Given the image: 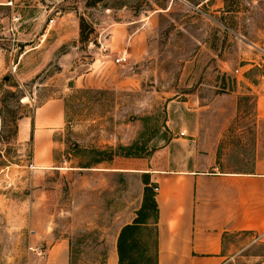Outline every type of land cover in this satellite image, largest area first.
Listing matches in <instances>:
<instances>
[{
	"label": "rangeland",
	"instance_id": "374dc122",
	"mask_svg": "<svg viewBox=\"0 0 264 264\" xmlns=\"http://www.w3.org/2000/svg\"><path fill=\"white\" fill-rule=\"evenodd\" d=\"M6 90L22 118L14 137L0 117V264H117L136 221L152 259L147 172L264 160V0H3ZM224 249L264 264V234Z\"/></svg>",
	"mask_w": 264,
	"mask_h": 264
},
{
	"label": "crops",
	"instance_id": "0c3cea01",
	"mask_svg": "<svg viewBox=\"0 0 264 264\" xmlns=\"http://www.w3.org/2000/svg\"><path fill=\"white\" fill-rule=\"evenodd\" d=\"M257 116L264 120V98L257 102ZM146 174L157 188V264H226L225 237L264 234V160L251 171Z\"/></svg>",
	"mask_w": 264,
	"mask_h": 264
},
{
	"label": "trees",
	"instance_id": "16d2710c",
	"mask_svg": "<svg viewBox=\"0 0 264 264\" xmlns=\"http://www.w3.org/2000/svg\"><path fill=\"white\" fill-rule=\"evenodd\" d=\"M84 27L83 23H80V35H83ZM11 106V108H10ZM21 109L19 93L17 91L6 90L0 96V117L4 124H8L12 128L13 136L16 137L17 123L22 118L19 114ZM144 189V202H151L152 208L155 214L154 230L155 236L153 240L154 252L152 259L148 258L144 253V250L137 251V245L141 244L138 236L141 231L144 230L146 224L144 222L136 221L133 224L124 226L117 239V264H157V205L154 199V194L149 195L150 187L147 181Z\"/></svg>",
	"mask_w": 264,
	"mask_h": 264
},
{
	"label": "built area",
	"instance_id": "2783aa9c",
	"mask_svg": "<svg viewBox=\"0 0 264 264\" xmlns=\"http://www.w3.org/2000/svg\"><path fill=\"white\" fill-rule=\"evenodd\" d=\"M125 61H126V57L124 54H122L121 56L115 59V64H122ZM154 191H157V188H154Z\"/></svg>",
	"mask_w": 264,
	"mask_h": 264
}]
</instances>
